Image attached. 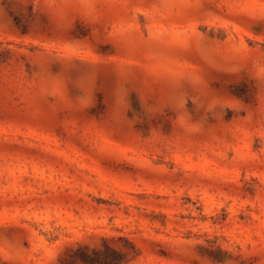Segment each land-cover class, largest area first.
Returning a JSON list of instances; mask_svg holds the SVG:
<instances>
[{"label":"rangeland","instance_id":"1","mask_svg":"<svg viewBox=\"0 0 264 264\" xmlns=\"http://www.w3.org/2000/svg\"><path fill=\"white\" fill-rule=\"evenodd\" d=\"M0 264H264V0H0Z\"/></svg>","mask_w":264,"mask_h":264}]
</instances>
